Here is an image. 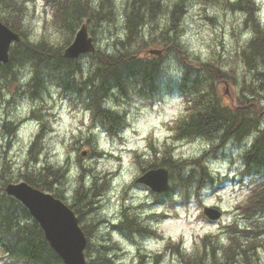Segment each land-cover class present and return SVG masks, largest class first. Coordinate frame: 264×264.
Instances as JSON below:
<instances>
[{"label": "trees", "instance_id": "trees-1", "mask_svg": "<svg viewBox=\"0 0 264 264\" xmlns=\"http://www.w3.org/2000/svg\"><path fill=\"white\" fill-rule=\"evenodd\" d=\"M32 1L34 0H0V21L21 37L19 41L11 44L7 62H0V79L4 80L6 85L13 80L20 81L17 75L18 70L14 67H30L33 72L31 79L27 84H24L23 88L17 84L18 89H24L32 98L39 97L44 92L49 93L51 86L56 87L61 95H75L84 103L86 108L92 110V115L97 114L103 122L107 120L108 130L114 131L115 112L102 106L105 97L114 93L111 91L112 88L118 89L117 96L119 92L125 96L128 91L135 93L136 90L140 95L148 94L150 96L151 92L157 89L158 57L160 56L151 54L148 55L151 58L143 59V56L137 54V51H140L147 43L143 40V28L146 21L149 22L155 16L157 17L160 12L161 1L127 0L123 11L124 37L112 36V43L108 46L112 50L111 53H109V49H96L94 53L88 54L87 58L92 60L88 64L80 63L78 61L80 57H65L62 53L63 49L71 42L77 28L83 22L101 19L109 15V18L112 19L114 0H99L98 9L91 6V0H42L50 8L52 25L57 28L61 35H64L62 43L57 47H51L43 39L39 44L29 42L28 36L31 28L25 25L23 21L29 11V2ZM183 1L177 0L173 3V7L169 11V25L161 30L163 43L166 44L168 50H174L179 54L184 65L183 76L178 83L179 88L183 90L184 87L188 86V93L183 91L186 95L188 115L175 121L173 125L175 137L205 135L209 137L211 132H221V141L219 142V138L218 143L216 142L218 146H221L226 139L242 140L247 135L255 133L243 152V163L246 166L244 175L264 172V127L261 128L262 122L260 121L264 107L260 104V93L258 94L252 87V85H258L260 91L264 92V66H262L264 65V28H261L256 20L254 0L228 2V6L232 9L247 14L243 24L255 33L254 38L240 50L244 64L250 71L249 73H252L249 83L251 88L249 94H242L238 98V104L232 107L220 106L213 96V83L220 81L225 72L212 62L201 63L198 61L194 65L188 62L187 55L179 43L178 21L182 13ZM203 1L214 2L217 0ZM135 43H137L136 47L134 46ZM83 65H88L87 76L84 75ZM205 81L207 82L206 85H204ZM187 83L188 85H186ZM191 94H194V97L189 98L188 96ZM120 125L122 127L123 123ZM7 126L12 132L13 127L10 122H7ZM44 128L45 126L42 125L41 129L44 130ZM40 139L41 134H38L31 144V151L37 148ZM205 157L206 152L189 163L186 160L174 158L170 147H167L160 157H155L150 162L148 168L164 167L168 171L170 181L172 180L174 184L177 181L178 186L194 184L199 187L209 174ZM66 167V164L63 167L55 168L47 165L37 170L21 172L18 179L62 199ZM54 173L55 175H53ZM174 174L176 175L174 176ZM6 183L0 181V254L6 263L64 264L58 254L50 247L43 230L30 215L27 208L17 199L5 193L4 186ZM257 184L262 186L263 180ZM102 185L105 186L106 184L102 183ZM91 187H86L83 181L80 182L74 194L77 201L74 199V202L69 204L79 219L82 215L80 208L90 206L87 193ZM263 200L264 196L254 202L256 207H259ZM116 225L128 233L135 231L139 234H155L151 227L143 226L140 220L134 217L129 220H122ZM81 227L86 234V226L81 225ZM234 238L235 236L231 234V243L227 251L224 250L225 253L222 256L221 254L220 256L217 255L216 264H231L230 258L234 247ZM213 240L215 238L205 235L201 239V249L207 250L205 245H211ZM180 250L176 246L175 251L186 260L185 264H198V257L183 256ZM215 250L216 248L211 245L209 253L211 258H215ZM240 250L244 251L245 249L241 247ZM102 260L104 264H109L112 257L110 258L105 252Z\"/></svg>", "mask_w": 264, "mask_h": 264}, {"label": "rangeland", "instance_id": "rangeland-1", "mask_svg": "<svg viewBox=\"0 0 264 264\" xmlns=\"http://www.w3.org/2000/svg\"><path fill=\"white\" fill-rule=\"evenodd\" d=\"M126 1L127 0L113 1L114 8L112 19L109 18V15L102 17L101 19L87 21L88 31L90 34L89 36L93 38L96 49H110V47L108 46L112 43V36L115 35L116 37H119L121 31L124 32L123 23H120L119 18L121 16H124L123 11L125 10L124 8L126 6ZM160 1L161 7L159 9L160 12L157 14V17L155 16L153 20L149 21L150 25L148 21H146V25L143 28V40L147 43L141 48L140 51H137V54H140L141 56H143V59H145L151 58L149 56L151 54H154L149 53V50L161 49V53L159 55L160 57H158L159 64L157 74L158 85L156 84L157 89L152 91L150 96L140 95L137 90L135 91V93H129L128 91V94L125 96H123L120 92L118 96L116 92L108 95L107 97H105V99L111 97L114 103L124 106L123 111H121L120 113L114 111L116 115V132H114L115 130L109 131L107 128L108 121L106 120L105 122H102L98 118V115L94 114V117H92L91 120V124L87 126V129L80 132L78 135L70 137L71 142L68 143L66 147V173L70 170L71 165L75 163L80 169V175L78 177L79 183L82 181L85 182L86 178L88 177H91L92 180V187L90 186L91 188L87 193V198L90 201V206L80 208L82 209V215H80V224L86 226L85 230H87L86 234L88 235V241L84 250L86 264H104L102 256L105 254V252L106 254H109L110 252L113 253L112 261H110L109 264H115V261L120 258L121 253L119 249L115 244L110 243L111 228L118 230L129 242L138 246L135 256V264H163V261L166 257L168 258L169 262H171V260L175 258L178 264L186 263V260L181 258V255L175 251L176 246L179 250L182 248L183 238H181L180 242L176 243H173L171 240H169V242L165 246L164 251L161 253L146 255L139 247L140 243L148 238L162 239L161 235L158 232L155 231V234H139L135 231L128 233L125 229H120L118 225H112L110 221L102 215L101 210L107 207V205L111 202L107 193L109 192V189L111 187L112 177L119 172V168L116 172L97 173L94 166L86 167L84 164L86 160L98 161L101 158H106L119 161L121 159V157L119 156H110L109 154L102 153L96 150L97 137L96 135L91 133L92 128L99 125L102 130L108 133L110 138H112L114 141H119L122 144L124 143V141L121 139L119 134L124 128L129 127V122L127 121L126 117L131 113L133 119H135L139 114L137 103L141 105H147L149 108H151L154 104H162L166 95H180L183 97L184 101L186 99V95L183 93V91H186L188 93V86L184 87L183 90H180L178 85L179 80L172 76H169L167 72L168 62L170 60H174L176 65L182 70L184 69L183 62L179 58V54L177 52H175L174 50H168L166 44L163 43V39L161 38V30L168 27L169 11L173 7V3L177 0ZM231 1L233 0H217L214 2H207L203 0H184L182 5V13L178 21V30L180 36L182 31L184 30L182 27V18L186 12V9L191 5V3L197 2L202 5V7L200 8L201 18L204 21L210 23L214 28L219 27L220 31L219 33H217L213 41V51L211 58L207 62H212L223 72H225L220 81H215L213 83V96L222 107H232L235 104H238V98L241 97L242 94H249L251 88V85H249V83L252 77V73H249L250 71H248V68L243 62V58L240 55V50L243 46L239 44L240 32L244 29L249 28H247V25H244L243 22L242 28L235 25L234 20L237 10H234L230 6H228V2ZM216 5L229 10L232 19L225 18L223 23L218 24L216 17L208 16L207 8ZM28 6L29 11L27 17L31 21H38L44 33L47 34L49 25H52L49 6L43 1L41 6V0H34L32 2H29ZM162 18H166L167 21L163 26L160 23ZM61 36L63 41L64 35ZM227 38H231V40L233 41L230 47L226 43ZM134 46L136 47L137 43H135ZM183 51L187 55L188 62H191L193 65L196 64V62L200 61L199 57L192 58L184 49ZM87 57L88 54H84L80 56L78 61L80 63L88 64V62L92 60H89ZM223 65H229V70L224 71L222 68ZM83 66L84 75H86L88 65ZM14 68L18 70L17 75L19 80L22 75H24L28 71H31L30 67L27 66H15ZM17 84H20L22 88L24 87V84H21L18 80H13L6 85L5 81L0 79V141H3V143H0V181L3 182H14L22 180L18 179L20 176L19 174L27 170L33 171L47 165L55 168L56 166L49 163V156L45 151V148L47 146L45 138L48 137L49 134L54 130L53 123L57 120V112L60 108L63 107L64 101L68 102L70 108L73 111L87 109L84 103L81 102V100L77 99L75 95H61L56 87L51 86L49 89V93L44 92L39 97L32 98L24 89H18L16 87ZM206 84L207 82L205 81L204 85ZM186 85H188V83ZM252 87L257 91L258 94L260 93V104L264 107V92L260 91V87H258V85H252ZM188 97L192 98L194 97V94H191ZM25 99L31 101L32 103V108L29 113L23 119L17 120L10 118L14 113L16 106ZM185 105L187 106L186 101ZM185 111L186 113H188L186 109ZM29 121H37L39 123L38 132L33 135V138L28 143L26 149L24 148L23 144H21V146L19 148H16V151L13 152V149L18 142V129L24 123ZM260 121L262 122L263 128L264 111L261 115ZM7 122H10L11 126L13 127L12 132H10V127L7 126ZM80 123L83 124V121H81ZM121 123H123V127H117ZM174 123L175 121L172 125H165V127H171V130L174 131ZM42 125L45 126L44 130L41 129ZM47 128H49V130H47ZM38 134H41V139L38 142L37 148L31 151V144ZM220 135L221 132H211V135H209V137L205 135L176 138L175 135H173L166 138L164 141H156L152 135H149L146 138V143L147 149L151 153L150 159L145 158V153L143 151L127 150V154L132 157V160L138 168L140 175L144 170L149 169L148 165L152 160L155 159V157H160L162 155L165 148L170 147V150L174 155V153L177 152L181 147L194 141L196 138L205 137L212 142V147L209 150L203 152H206L205 159L207 161V165H209L214 160L225 158L231 159L232 152H234L236 149H243L244 152L246 145L248 146L255 134L251 133V135L249 134L242 140L229 138L226 139L223 144L221 143V146H218L216 142L219 140ZM169 140L171 141V143L168 142ZM220 141L221 138L219 142ZM61 142L63 143V141ZM82 149L89 150V153L85 156L80 155V151ZM21 152H26V159L22 162V164L18 165L15 158ZM71 153H75L74 160ZM33 157H35V159H33ZM238 158H241L243 161V154ZM194 159L196 158H181V160H186L189 163ZM196 171L199 172L198 169H196ZM66 173L64 176V185L62 186V200L67 204H72L74 202V199L76 201L77 199L74 197L75 192L72 196H68L67 194ZM244 173L245 171L240 173L239 178L225 177L224 180H221L219 177L213 178L210 174H208V177L204 178L205 180L201 182V185H199V187H196L194 184L187 186H178L177 181L174 184L173 181H170V179L168 178L169 183H171V187H169L167 191L158 194L151 191L149 187L144 186L140 183H136L134 180L133 184L125 188L121 196L118 197L120 201V213L122 212L121 205L122 209L125 206L132 208H124V210L131 211L128 214H137L139 209L149 207L155 208L162 205L165 208L164 212H154L152 215L147 217V220H140V222L143 226L152 228V224L155 223L167 229L172 226L171 222L177 218V208H187L190 204H195L204 208L201 201L206 198L207 195L217 196L218 201L222 203L223 197L229 195L228 191L226 190L227 183H231L234 186L238 185L240 187L247 188L249 189L250 195L248 196L245 205H236L233 209L224 211L220 209L219 205L213 206L218 207L222 211L221 217L219 219L211 220L202 211L197 217V221H203L205 225L215 228L216 232H209L203 235L194 236V251L191 255L185 254L183 248L180 250V252L183 256L198 257V264H216L218 258L217 255L220 256L221 254L222 256V254L225 253L224 250L226 249L227 251V248L231 243L230 235L232 234L235 236V242L230 258L231 264H264V200L259 204V207H256L254 203L262 196H264V172H253L251 175L248 174L246 176H244ZM175 175L176 174H174V176ZM262 180L263 185L259 186V184L257 183ZM102 183H105L106 185L103 186ZM137 188L147 189L149 191L151 203L146 205L141 204L135 208L131 205H125V197H127V199L130 198L129 190ZM174 193H179L180 200L173 199ZM135 218L139 220L138 217ZM93 225H95V227H93ZM101 229H108L109 231L102 234ZM205 235H209L210 237L215 238V240H213L211 244L216 248V250L214 251L215 258H211V255H209L211 251V245L207 244L206 241L205 242L207 245L205 246L207 250L201 249V239ZM221 236L227 238V245L220 243ZM237 237L239 238V240ZM241 247H243V249L245 250H240ZM0 264H7L6 260L3 258V256H1V254Z\"/></svg>", "mask_w": 264, "mask_h": 264}, {"label": "clouds", "instance_id": "clouds-1", "mask_svg": "<svg viewBox=\"0 0 264 264\" xmlns=\"http://www.w3.org/2000/svg\"><path fill=\"white\" fill-rule=\"evenodd\" d=\"M256 7L255 16L258 24L261 28H264V0H254ZM99 0H91V6L94 9H98ZM42 6V0H41ZM200 5L197 2L191 3L187 7L186 12L182 18L183 31L179 36V43L181 47L189 54L190 57H199L201 62H207L212 55L213 41L219 33V27H213L210 23L204 21L200 16ZM207 15L214 16L217 19L218 24L223 23L225 18L232 19L229 10L216 5L207 8ZM247 14L242 13L239 10L235 13L234 23L236 26L242 28L243 20L246 19ZM120 23L124 22L123 16L119 18ZM166 18H162L160 23L163 26L166 23ZM25 25L30 26L28 40L32 44H39L41 40L46 42L51 47H57L62 43V36L57 28L53 25H49L47 29V35L40 27L38 21H31L28 17L23 21ZM125 33L121 31L120 37L123 38ZM255 36V33L251 28L244 29L239 34V44L245 46ZM226 43L230 47L233 43L231 38L226 39ZM111 53V49L108 50ZM224 71L229 70V65L222 66ZM167 72L169 76H172L179 80L183 76V70L179 68L174 60L168 62ZM33 75L32 71L26 72L20 77L21 84H27ZM239 75V72H238ZM54 87V86H53ZM112 92H117V88H112ZM7 98V97H6ZM103 107L120 113L123 111V105H117L108 97L103 102ZM31 101L25 99L22 100L15 108L14 113L10 118L23 119L31 110ZM139 114L133 119L131 113L126 117L129 122V127L124 128L120 132V137L124 143L114 141L109 137L108 133L101 129L99 125L91 129V133L96 135V150L102 153L109 154L110 156H119V161L113 159L101 158L98 161L86 160L84 162L86 167H95L97 173L104 172H116L119 168V172L112 177L111 187L107 193L110 203L107 207L101 210L102 215L105 216L112 225H116L122 222L123 217L120 214V201L118 197L121 196L123 190L133 184V181L139 175V170L132 160V157L127 154V150L143 151L145 158L150 159L151 153L147 149L146 138L152 135L156 141H164L166 138L175 135V132L171 130V127H165V125H172L174 121L180 120L187 115L185 109V101L182 96H165L163 103L154 104L151 108L147 105H141L137 103ZM92 113L89 109H81L73 111L68 102H63V107L57 112V120L53 123V131L45 138L46 148L45 151L49 156V163L56 167H63L66 158V147L71 142L70 137L78 135L80 132L85 131L87 126L91 124ZM83 121V124L80 122ZM39 123L37 121H29L24 123L17 132L18 142L13 149L19 148L23 144L26 149L28 143L33 138V135L38 132ZM63 141V143L61 142ZM171 143V141H168ZM3 143V141H0ZM218 143V141H217ZM212 147V142L205 137H198L194 141L181 147L174 153V158H199L204 151L209 150ZM243 149H236L232 152L231 159H218L207 165L209 174L213 178L219 177L224 180L228 178H239L240 173L244 171L246 167L241 157ZM73 160L75 153H71ZM16 163L18 165L26 159V152H21L16 156ZM80 175L79 167L73 163L70 170L66 173V190L68 196H72L75 190L79 187L78 177ZM85 186L90 187L92 184L91 177L86 178ZM235 189V191H234ZM226 190L229 195L223 197V202L218 201L217 196L207 195L201 203L203 206L211 207L219 205L222 211L231 210L236 205H245L248 196L250 195L249 189L234 186L231 183L226 184ZM222 195V194H221ZM128 199L124 200L125 205H131L137 207L141 204H150L151 199L149 191L147 189H130ZM174 200H180L179 193L173 194ZM165 208L161 205L155 208H143L139 209L137 216L139 220H144L148 216L155 213L164 212ZM203 211V207L195 204H190L187 208H177V218L172 221V226L165 229L163 226L152 224L153 231L158 232L162 239L148 238L143 240L139 247L146 255L158 254L164 251L165 246L171 240L173 243L180 242L182 240V248L185 254L191 255L194 251L193 237L197 235H203L209 232H216V229L205 225L203 221H197V217ZM109 231L108 229H101V233ZM110 243L115 244L119 249L121 256L115 261V264H135V256L137 251V245L129 242L118 230L111 228L110 230ZM220 243L227 245L228 240L226 237H220ZM111 258L113 253L108 254ZM163 264H178L177 260L173 258L169 262L166 257Z\"/></svg>", "mask_w": 264, "mask_h": 264}, {"label": "water", "instance_id": "water-1", "mask_svg": "<svg viewBox=\"0 0 264 264\" xmlns=\"http://www.w3.org/2000/svg\"><path fill=\"white\" fill-rule=\"evenodd\" d=\"M19 40V34L0 21V62H7L10 44ZM94 51L95 44L88 34L87 25L83 23L72 42L64 48L63 55L77 58L81 54ZM149 52L160 54L157 50ZM81 154L85 155L86 151ZM136 182L145 184L154 192H164L169 188L168 171L163 167L150 168L137 177ZM5 191L28 209L43 230L45 239L64 264H86L84 250L87 236L73 209L60 198L25 181L7 183ZM203 212L211 220L221 216V211L212 206H205Z\"/></svg>", "mask_w": 264, "mask_h": 264}, {"label": "flooded vegetation", "instance_id": "flooded-vegetation-1", "mask_svg": "<svg viewBox=\"0 0 264 264\" xmlns=\"http://www.w3.org/2000/svg\"><path fill=\"white\" fill-rule=\"evenodd\" d=\"M125 199H127V197H125ZM124 208H131V207L125 206ZM124 208L122 209V205H121V210H122V212H121L120 214H121V216L123 217V220H129V219H132L133 217H134V218H135V217H138L136 213L128 214V213L131 212V211L124 210ZM131 209H132V208H131ZM144 220H147V218L144 219Z\"/></svg>", "mask_w": 264, "mask_h": 264}, {"label": "bare ground", "instance_id": "bare-ground-1", "mask_svg": "<svg viewBox=\"0 0 264 264\" xmlns=\"http://www.w3.org/2000/svg\"><path fill=\"white\" fill-rule=\"evenodd\" d=\"M129 5V4H128ZM113 7V6H112ZM111 7V8H112ZM114 8V7H113ZM129 8V7H128ZM152 18V17H151ZM149 20V19H148ZM149 23V22H148ZM152 23V22H151ZM149 25H150V23H149ZM142 31V30H141ZM93 81V80H92ZM257 127V126H256ZM262 128V127H261ZM223 129V128H222ZM251 130V129H250ZM220 131H221V129H220ZM254 132V131H253ZM250 133V132H249ZM255 134V133H254ZM225 135V134H224ZM227 135V134H226ZM251 135V134H250ZM248 136V135H247ZM35 137V136H34ZM240 137V136H239ZM244 137V136H243ZM257 137V136H256ZM252 138V137H251ZM248 139V138H247ZM250 139V138H249ZM252 140V139H251ZM248 143V142H247ZM249 145V144H248ZM246 148H247V145H246ZM245 148V149H246ZM154 150V149H153ZM248 150V149H247ZM53 170V169H52ZM53 172H54V170H53ZM56 172V171H55ZM46 173V172H45ZM58 172H56V174H57ZM42 174H44V173H42ZM40 175V174H39ZM53 175H55V173L53 174ZM58 175H59V173H58ZM46 176V175H45ZM54 178V177H53ZM46 179V178H45ZM50 179V178H49ZM88 236V235H87Z\"/></svg>", "mask_w": 264, "mask_h": 264}]
</instances>
